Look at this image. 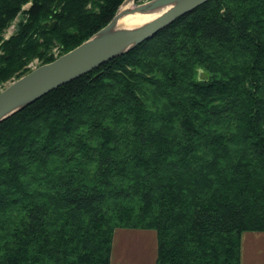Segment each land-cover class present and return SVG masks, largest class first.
Instances as JSON below:
<instances>
[{
  "label": "trees",
  "instance_id": "trees-1",
  "mask_svg": "<svg viewBox=\"0 0 264 264\" xmlns=\"http://www.w3.org/2000/svg\"><path fill=\"white\" fill-rule=\"evenodd\" d=\"M122 2L0 0V89ZM117 228L154 230L155 264H240L264 232V0H208L0 122V264H110Z\"/></svg>",
  "mask_w": 264,
  "mask_h": 264
},
{
  "label": "water",
  "instance_id": "water-1",
  "mask_svg": "<svg viewBox=\"0 0 264 264\" xmlns=\"http://www.w3.org/2000/svg\"><path fill=\"white\" fill-rule=\"evenodd\" d=\"M129 1L134 0H124L112 19L87 40L0 89V122L51 90L150 39L159 30L208 0H149L120 10ZM163 9H166L163 13L139 27L130 30L116 27V22L125 14Z\"/></svg>",
  "mask_w": 264,
  "mask_h": 264
},
{
  "label": "rangeland",
  "instance_id": "rangeland-1",
  "mask_svg": "<svg viewBox=\"0 0 264 264\" xmlns=\"http://www.w3.org/2000/svg\"><path fill=\"white\" fill-rule=\"evenodd\" d=\"M147 1L149 0H134L132 4L137 5ZM27 6L28 5L25 7ZM17 20L18 19H15L13 24L5 31V38L12 33L14 30V24ZM37 66H39V63L36 60L28 65L30 69ZM12 81L5 82L3 84L4 87ZM250 233L255 232L253 231ZM261 234H264V232ZM256 239H259V241L262 242L253 243L252 237L248 236H245L243 239L244 251H246V257L244 256V258L247 264H264V238L261 236L260 238L256 237ZM155 256L156 234L154 230L124 228L115 229L113 234L110 264H155Z\"/></svg>",
  "mask_w": 264,
  "mask_h": 264
},
{
  "label": "bare ground",
  "instance_id": "bare-ground-1",
  "mask_svg": "<svg viewBox=\"0 0 264 264\" xmlns=\"http://www.w3.org/2000/svg\"><path fill=\"white\" fill-rule=\"evenodd\" d=\"M133 1H129L128 3L122 5L120 10H126L134 6L132 4ZM166 9L155 11V12H148V13H133V14H125L116 22V27L130 30L136 27H139L157 16H159L161 13H163Z\"/></svg>",
  "mask_w": 264,
  "mask_h": 264
},
{
  "label": "crops",
  "instance_id": "crops-1",
  "mask_svg": "<svg viewBox=\"0 0 264 264\" xmlns=\"http://www.w3.org/2000/svg\"><path fill=\"white\" fill-rule=\"evenodd\" d=\"M247 233H250V232H244V233H242V235H241V243H240V264H247L246 263V261H245V258H244V256L246 257V255H245V252L246 251H244V246H243V239H244V237L245 236H248V237H252V241H253V243L254 242H262V241H259V239L257 240L256 239V237H263L264 238V234H261V233H263V232H259V233H257V232H255V233H250V234H247ZM264 242V241H263ZM241 247H242V249H241Z\"/></svg>",
  "mask_w": 264,
  "mask_h": 264
}]
</instances>
